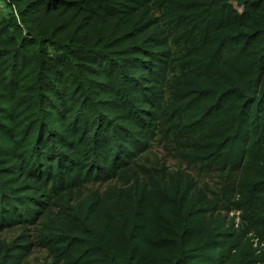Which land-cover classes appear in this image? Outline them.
Listing matches in <instances>:
<instances>
[{
  "label": "trees",
  "instance_id": "obj_1",
  "mask_svg": "<svg viewBox=\"0 0 264 264\" xmlns=\"http://www.w3.org/2000/svg\"><path fill=\"white\" fill-rule=\"evenodd\" d=\"M0 264H264V0H0Z\"/></svg>",
  "mask_w": 264,
  "mask_h": 264
},
{
  "label": "rangeland",
  "instance_id": "obj_2",
  "mask_svg": "<svg viewBox=\"0 0 264 264\" xmlns=\"http://www.w3.org/2000/svg\"><path fill=\"white\" fill-rule=\"evenodd\" d=\"M153 151L154 153L158 156V157H161L162 159L165 158V161L167 163V165H169V168L170 167H174V164H175V161L170 159L169 156H167L165 153H164V150L160 147H154L153 148ZM164 160V159H163ZM106 186V183H96L94 185H91L90 188L92 189H97V190H103ZM88 187V186H87ZM232 214V213H230ZM43 252L38 248V249H35V257L36 256H43Z\"/></svg>",
  "mask_w": 264,
  "mask_h": 264
}]
</instances>
